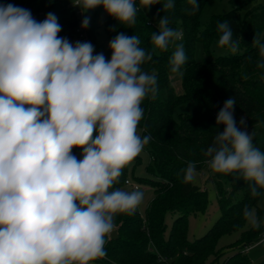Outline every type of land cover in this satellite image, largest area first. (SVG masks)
<instances>
[{
	"label": "clouds",
	"instance_id": "obj_1",
	"mask_svg": "<svg viewBox=\"0 0 264 264\" xmlns=\"http://www.w3.org/2000/svg\"><path fill=\"white\" fill-rule=\"evenodd\" d=\"M72 3L82 12L102 6L131 27L138 4L147 10L161 0ZM188 3V14H194L198 0ZM174 7V0L162 4L163 11ZM89 22L85 17L81 27ZM169 24L168 16L159 19L150 37L154 49L167 51L182 38ZM61 30L53 13L37 22L28 9L0 5V264H93L107 254L115 217L133 214L144 199L140 190L114 185L151 140L138 128L143 101L157 92L156 76L141 68L152 53L136 35L119 33L106 59L94 55L90 42L60 37ZM217 30V46L236 54L241 39L233 38L229 22L218 23ZM253 46L261 58L256 67L264 69V42L255 38ZM186 59L183 44H177L171 70L178 72ZM235 104L231 97L218 112L216 124L224 130L205 155L214 172L238 174L258 197L264 190V151L253 145L244 118L237 126ZM183 172L191 182L196 163L188 162ZM243 215L260 226L253 210L245 208Z\"/></svg>",
	"mask_w": 264,
	"mask_h": 264
},
{
	"label": "trees",
	"instance_id": "obj_2",
	"mask_svg": "<svg viewBox=\"0 0 264 264\" xmlns=\"http://www.w3.org/2000/svg\"><path fill=\"white\" fill-rule=\"evenodd\" d=\"M35 12L51 13L61 25L60 37L69 42L76 34L80 17L72 6L63 0H29ZM207 0H198L199 9L188 14L191 5L188 0H174L173 9L163 11L161 4L147 10L138 4L136 24L129 27L120 24L108 15L104 30L110 41L119 33L131 37L136 35L140 47L152 53V59L145 61L143 71L154 74L157 79L155 98L147 97L141 107L143 119L139 123L140 134L150 135L145 146L150 160L145 164V174H136L143 164L138 155L123 169L114 188L126 190L127 179L140 185L154 188V197L142 215L139 206L131 214L115 217L116 235L111 236L106 256L93 264H252L248 248L264 238V209L258 206L262 197H253L250 182L238 174L214 172L208 165L206 148L213 142L217 132L224 125H217L218 112L224 102L234 97V115L248 120L253 134V145L264 151V80L260 77L264 69L256 67L261 59L258 48L253 46L255 38L264 42V4L248 10L244 16L239 11L244 3L255 0H229L232 9L228 13L214 14L202 29L199 17ZM14 5L13 0H0V5ZM163 16L170 18L169 27L178 30L185 40L186 62L178 72L171 70V47L167 51L154 49L150 37L158 31V21ZM37 22L44 19L33 17ZM228 21L233 29L234 39H241L236 54L214 55L213 44L218 42L220 33L217 25ZM88 31L90 43L94 46L98 27L93 23ZM197 44H201L204 57H195ZM97 53H100L96 51ZM111 51L104 54L111 58ZM181 74L183 93L178 94L173 77ZM248 78L245 79L244 77ZM197 102L207 113L200 117L187 112L176 114V108L183 103ZM236 121V120H235ZM73 154L82 158V150L74 148ZM188 162L196 163V170L208 169L215 179L220 216L207 232L194 239L188 237L189 216L208 210L210 199L207 190L184 181L183 169ZM205 169V170H206ZM130 187V186H129ZM134 190L130 187L129 191ZM245 208L255 210L260 226L244 229L248 219L244 218ZM169 214H176L171 226L167 223ZM241 230L240 236L228 246L218 248L220 239L227 234ZM257 264H264V258Z\"/></svg>",
	"mask_w": 264,
	"mask_h": 264
},
{
	"label": "rangeland",
	"instance_id": "obj_3",
	"mask_svg": "<svg viewBox=\"0 0 264 264\" xmlns=\"http://www.w3.org/2000/svg\"><path fill=\"white\" fill-rule=\"evenodd\" d=\"M13 1H14V6H18V7H22V8L30 10L32 17H37L39 19H44L48 13H51L53 11L51 10V11L42 12L40 14H37L29 0H13ZM63 2L64 4L72 6L74 10L77 12V14L79 15V17L81 18V20H82V17L83 19L85 17L90 18L89 25H92L94 23L98 27L97 37L94 43V49L103 54L109 53L111 51L109 48L110 39L104 30V22L108 14L105 12L103 7L102 6L96 7L95 9L82 12L80 8L73 6V3H72L73 0H63ZM260 4H264V0H255L253 2L244 3L239 11V14L241 16H244V14L248 10ZM231 9H232V5L229 2V0H207L200 14V17H199L200 27L203 29L205 25L208 23V21L210 20L212 15L228 13ZM178 31L182 32L181 25H179ZM177 44H183L184 49H185V40L183 36L180 40L171 43L170 45L171 55L174 52L175 46ZM217 45H218V42L213 44L214 55L229 53L227 49H221ZM195 57L197 59H202L204 57V51H203V47L201 44H197ZM172 77H173V84H174L176 92L178 94L183 93L181 74H176ZM179 112H187V113H191V114L203 117L206 115L207 110L197 102H188V103H183L176 108V114ZM234 118L236 120L237 126L239 127L240 120L242 117L238 115H234ZM139 155L143 158V164L139 166L135 172L138 175H143L145 174V164L149 162L150 156L147 150L145 149H143V151ZM205 169H203L202 171L196 170L193 182L207 190L208 197L210 199V205L206 212L192 214L189 216L188 237L190 240H194L204 235L207 232V230L214 224L217 218L220 216V210H219L218 199H217V187H216L215 179L212 176L211 172L208 169L206 170ZM127 187L128 188L126 190L129 191L130 187L129 186ZM140 187H141V191L144 193V199L142 203L139 205V210L141 214L144 215L148 204L154 197V188L150 185H140ZM258 206L264 209V191H263L262 197L260 198L258 202ZM253 212L255 214V217L257 218L255 210H253ZM175 216L176 214L168 215L167 223L169 227L171 226ZM251 226H253V224L251 220L248 219V222L246 226L244 227V229H247ZM240 233H241V230H238L231 234L224 235L218 243V248L228 246L230 243L235 241L240 236ZM248 255L252 261V264H257L259 261H261L264 258V238L258 243L248 248ZM96 264H100V263H96Z\"/></svg>",
	"mask_w": 264,
	"mask_h": 264
},
{
	"label": "built area",
	"instance_id": "obj_4",
	"mask_svg": "<svg viewBox=\"0 0 264 264\" xmlns=\"http://www.w3.org/2000/svg\"><path fill=\"white\" fill-rule=\"evenodd\" d=\"M82 21H83V17H82V20L80 18V24H79V27L76 30V34H75V36H74V38L72 40V44H75L77 41H80V42H90L89 35H88V31L86 30V28H82L81 27ZM95 54H98V53L94 49V55ZM244 120H245L246 130L248 132H250L251 131V128L249 127L248 120L246 118H244ZM126 184L128 186H130L131 188H133L134 190H140L141 191L140 184L134 183L131 179H127L126 180ZM114 235H116V232L115 231H113V233L111 234V236H114Z\"/></svg>",
	"mask_w": 264,
	"mask_h": 264
}]
</instances>
